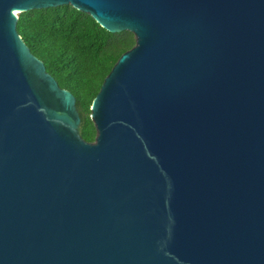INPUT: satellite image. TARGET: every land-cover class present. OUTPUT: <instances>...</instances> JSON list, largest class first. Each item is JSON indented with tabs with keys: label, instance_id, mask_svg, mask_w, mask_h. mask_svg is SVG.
Listing matches in <instances>:
<instances>
[{
	"label": "water",
	"instance_id": "95a60500",
	"mask_svg": "<svg viewBox=\"0 0 264 264\" xmlns=\"http://www.w3.org/2000/svg\"><path fill=\"white\" fill-rule=\"evenodd\" d=\"M69 4L137 39L94 142L18 31ZM0 264H264V0H0Z\"/></svg>",
	"mask_w": 264,
	"mask_h": 264
},
{
	"label": "trees",
	"instance_id": "16d2710c",
	"mask_svg": "<svg viewBox=\"0 0 264 264\" xmlns=\"http://www.w3.org/2000/svg\"><path fill=\"white\" fill-rule=\"evenodd\" d=\"M18 31L59 85L76 96L80 134L94 142V99L121 55L136 45V35L111 32L70 4L20 12Z\"/></svg>",
	"mask_w": 264,
	"mask_h": 264
}]
</instances>
